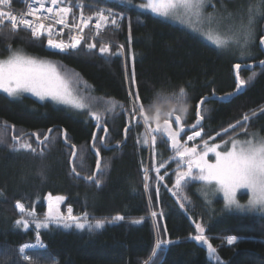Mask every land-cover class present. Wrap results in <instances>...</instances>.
<instances>
[{
	"label": "trees",
	"instance_id": "obj_1",
	"mask_svg": "<svg viewBox=\"0 0 264 264\" xmlns=\"http://www.w3.org/2000/svg\"><path fill=\"white\" fill-rule=\"evenodd\" d=\"M66 1L82 2L80 12L86 14L103 8L121 13L119 30L104 35L124 45L125 60L114 46H108L110 53L102 54V44L92 50L83 45L69 53L53 52L46 48L45 40L24 30L10 38L0 34V58L8 55L10 45L31 56L50 59L60 71L77 74L94 97L125 107L117 106L114 112H97L89 107L76 113L49 101L0 93V264H264V216L226 207L219 192L198 181L187 184L179 195L174 194L175 173L180 170L174 150L162 132L155 133V145L151 134L145 136L144 118L138 113L139 123L131 118L129 97L130 92L133 96L139 92L149 101L145 103L147 109L161 89L171 97L183 86L184 103L190 106L182 114L183 127L196 124L197 105L208 99L201 107L203 123L196 130L202 131V140L217 144L230 137L245 138L251 132L264 136V66L260 64L264 61V45L260 44L264 37V0H215L254 17L253 39L242 61L238 60L240 55L219 49L180 26L130 5L115 0ZM8 29L6 25L5 33ZM236 64L241 65L237 73L247 81L238 93ZM253 73L254 78L249 80ZM230 96L227 101L212 99ZM174 105V114L181 115L176 110L181 105L173 99L156 105L161 109L160 123L168 120L164 114ZM90 111L101 114L100 125ZM246 115L249 120L243 122ZM237 121L244 126L231 128ZM147 123L154 127L155 121ZM192 133L186 132L182 141ZM94 135H106V147H101L98 139L94 141ZM14 137L19 143H30L36 151H13ZM45 137L48 140L42 144ZM73 146L78 153L75 164L70 163ZM97 150L100 186L83 178L96 173ZM81 153L85 156L83 167L79 165ZM74 166L80 172L79 178L71 172ZM49 194L52 199L64 197L62 214L71 207L73 216L82 218L87 213L90 221L105 220L104 227L89 232L87 226L65 229L50 224L48 228L25 229L16 225L18 219H28L16 208L18 201L26 212L34 211L43 220ZM152 212L157 216L153 217ZM116 216L124 219L115 221ZM196 223L201 224L203 235L216 249L212 256L217 260L207 245L194 239L200 235ZM38 237L43 248L26 251L30 259L24 260L19 249ZM228 237L237 240L229 244Z\"/></svg>",
	"mask_w": 264,
	"mask_h": 264
},
{
	"label": "snow or ice",
	"instance_id": "obj_2",
	"mask_svg": "<svg viewBox=\"0 0 264 264\" xmlns=\"http://www.w3.org/2000/svg\"><path fill=\"white\" fill-rule=\"evenodd\" d=\"M40 7L33 8L29 13L30 15L36 16L38 21L47 20L50 17H39L36 14L43 9L47 13L52 14L51 18L55 19V23L66 25V19L68 15L72 12V7L65 6L59 8L53 7H44L43 0H37ZM130 4L131 0H127ZM9 0H0V5H7ZM52 5H57L58 0H51ZM205 4V0H147L146 3L141 4L139 7L143 9H150L152 12L157 13L160 16H177L179 14H194L197 16L202 15V8ZM79 7L80 5H74ZM251 12V8L249 9ZM114 13L111 10H108L106 15L103 11H97L96 24L95 28L97 30L101 29L106 23L110 24L114 28L119 27V21L115 18ZM110 17H112L110 19ZM6 18V19H5ZM92 17L81 20L83 27L79 28V31L83 33L84 28L88 26L89 21ZM122 19V17H121ZM10 23L11 27L5 33V27ZM252 17L249 16L248 24H241L239 30L234 33V43H240L241 38L243 43L241 47H246L250 41L253 39V32L251 29ZM23 26L25 29H30L33 37H39L42 32H47L49 39L47 44L52 49H58L60 52H65L68 50L77 49L78 45L81 43L82 36L73 35L70 38V42L57 41L51 38L53 34V29L51 25L45 27L43 22L34 23L32 20L25 18L17 19L16 15H13L11 12L0 11V34H7L9 38L11 35H14L20 28ZM76 26V25H74ZM218 47H226L227 41L222 39H216L214 41ZM260 44L264 45V37L261 38ZM89 50H92L96 47L95 44L87 45ZM99 51L102 54L110 53V49L107 44L100 47ZM243 55V53H242ZM261 66H264V61H260ZM235 67L239 70L241 68L240 64H236ZM255 76H250L248 79L252 80ZM71 76L68 73H62L57 65L45 61L42 59L35 58L33 56L26 55L22 50L12 49L9 45L8 55L6 58L0 59V91L6 93L9 97L20 98L24 93H31L33 96L39 97L43 100L45 97H50L52 100L64 103L71 104L76 108H84L85 104L81 100L77 99L73 95L72 89L69 87ZM247 83L246 80L242 79L237 73V84L236 88L239 91ZM132 84H136L135 73L132 76ZM186 93L184 87H180L179 94L169 97L164 89H161L159 93L155 95L154 101H152L153 106L155 107V115L152 119H149L148 111L145 108V103H148L147 98H142L140 93L137 92L135 96L133 93H129L131 98V108L132 112L130 113L132 120L139 123V118L136 115L138 113L139 117H143L146 129L145 136L151 134L152 144L155 145L157 142V136L155 133L162 132L163 135L171 142L172 149L175 150V155L179 157L177 161L178 167L180 170L175 173V183L173 188L175 189L176 195H179L183 188L190 182H204L205 185L210 186L215 189L217 192H222L223 197L227 206L238 205L237 203V192L242 189L248 190L251 194L249 200V206L253 209L264 210V137L258 136L256 133H249V138L240 140L236 138H231L229 141L224 142L223 150L221 149L220 144L209 145L208 141H203V150H198L196 146L188 147L186 143L181 144L182 134L186 132L183 127H180L181 121L184 113H187L189 110V105L184 103ZM173 99L176 101V104L180 106L181 115L175 116V124L178 126L176 130L173 129L172 125L169 124L168 120H165L161 124L158 120L160 114V107L156 106L161 100ZM220 100H224L225 97H220ZM204 101H201L203 104ZM139 105V107H137ZM119 106L120 109H124V105L111 101L108 107L105 109L106 112H114L116 107ZM197 108H200V104L197 105ZM264 113V109L261 110ZM175 112V105L173 109L169 111L168 115L172 116ZM255 115V113H253ZM93 118L96 120L97 125H100L102 121V116L100 113H94ZM156 119L157 122L154 127H152L147 121ZM203 117L200 112H197V122L193 127L201 126ZM249 117L246 115L243 117V122H247ZM243 122L237 121L236 125H230L231 128L235 129L237 126L243 127ZM130 130V127L126 131ZM246 130V129H245ZM51 131V130H50ZM105 134L108 132V128H103ZM227 132V129H225ZM217 135H220L219 133ZM201 136L200 131H194L192 135H187V141H192L195 137ZM99 140L101 147H106V135L105 136H93V140ZM48 137L44 138V141L41 143L47 142ZM147 139L145 143H147ZM230 143V147L228 144ZM95 146V145H94ZM13 151H19L21 149L29 150L35 152L36 150L32 147L30 143L24 142L19 143L18 138L14 137V143L11 146ZM209 153L215 155V161L210 162ZM78 156L75 147L73 146L72 159L70 163L75 164L76 158ZM97 162H96V173L83 177L89 182H94L97 186L102 184V180L97 178L101 170V161L99 159L100 151H96ZM85 161V156L81 153L79 154V165L83 167ZM183 162L181 164L180 162ZM186 165V168L183 167ZM103 167L106 169L108 164L105 163ZM164 164H160V168H163ZM195 170V171H194ZM148 169H145L147 173ZM159 172V168L156 169ZM72 173H75L77 178L80 177V172L77 171V167H72ZM43 175V173H41ZM148 177L145 175V180L147 181ZM159 179H163L160 177ZM145 189H148V184L145 183ZM172 191V189H169ZM49 200V211L46 213L43 220L38 219L35 216L34 211H27L25 206L19 201L16 203V208L19 209L21 213H25L28 217H32V220L28 219H18L15 223L18 226H23L25 229L29 227V223H35L37 228H48L50 224L69 229L75 227L76 229H87L89 232H92L95 229H101L104 227L106 221L103 219H96L90 221L88 219L87 213L84 214L82 218H78L72 215L71 207L68 208L67 216L61 214L56 207L60 202L64 200L63 196H57L55 202H53L51 194L47 197ZM186 199V198H185ZM184 204L181 203L180 207L184 208ZM153 217L157 216L156 212H152ZM124 217L116 216L114 217L115 221L123 220ZM83 220V222H81ZM139 223L140 221H135ZM196 230L200 235H196L194 239L196 241L202 242L207 245L210 252L215 253L216 249L208 243V240L203 235L204 228L200 223H196ZM39 238V237H38ZM235 240V237H230L228 243L232 244ZM167 243V242H162ZM38 245L25 244L19 249L20 253L23 254L24 260H29L30 256L26 253V249L37 247ZM42 247V245H39Z\"/></svg>",
	"mask_w": 264,
	"mask_h": 264
},
{
	"label": "rangeland",
	"instance_id": "obj_3",
	"mask_svg": "<svg viewBox=\"0 0 264 264\" xmlns=\"http://www.w3.org/2000/svg\"><path fill=\"white\" fill-rule=\"evenodd\" d=\"M115 1L130 5L132 7H135L139 11L150 13L156 17H159V18L167 21V22H170L172 24L180 26V27L190 31L191 33L197 35L198 37H200L201 39H203L207 43H209V44H211V45H213L219 49L226 50L228 52H232L233 54H238L241 57L238 59L239 61L246 59V58H244V54H246L250 50L249 49L250 43L246 47H243V48L241 47V44L243 43L242 38H241L240 43H234L233 42L234 33H236L237 30L240 29L241 24H244V25L248 24L249 14L242 11V9L241 10L240 9L239 10L238 9L230 10L229 8L226 7V5H224L222 3H217L215 0H205V4L203 5V8H202V15H200V16H197L194 14H179L177 16L165 17V16H160L157 13L152 12L150 9H143V8L139 7L141 4L146 3L147 0L139 1V2L137 0H131L130 4L127 2V0H115ZM72 3H74V2H72ZM79 3H80V5H83L82 2H79ZM99 10L108 12L109 9L103 8V9H99ZM111 12L116 14L115 17L120 18V20H121V17H122L121 13H117L116 11H113V10H111ZM246 21H247V24H246ZM254 23H255V21H254L253 15H252L251 29H252L253 35H254V31H253ZM218 38L227 41V46L226 47H218L216 45V43L214 42ZM19 50H22V49H19ZM22 51L26 55H29L24 50H22ZM242 53H243V55H242ZM29 56H31V55H29ZM33 57L38 58V59H42L45 61H49V62L56 65V63L50 59L39 58L36 56H33ZM0 59H3V58H0ZM61 72L65 73L64 70H62ZM68 74H70V76H71L69 87L72 89L73 95L76 96L77 99L81 100V102L85 104L84 108H76L71 104L60 103V102L52 100L50 97H45L43 100H41L39 97L33 96L31 93H24L22 96H30V97L38 100V101H49V102L54 103L55 105L65 107L68 110H70L72 112H76V113H81L82 111H88L89 107L93 108V109H97V112L99 109H106L108 107L110 101L104 100L102 98L94 97L91 94V89H90L89 85L85 81H83L81 78H79L77 76V74H75L74 72L68 73ZM126 75H127V72H126ZM0 93L7 95L6 93H4L2 91H0ZM93 114H94V112L90 111V115L93 116ZM173 115L176 116V114H173ZM168 122H169V124L172 125L174 130L177 129L178 126L175 124V118L168 119ZM161 124H163V122ZM180 127H182V125H180ZM198 131L201 132V136L195 137L192 141H187V138L183 141L181 139V144L184 145L186 143V145L188 147L196 146L198 148V150H203V141H205V140H202V131L201 130H198ZM251 133H256L258 136L264 137L259 132H251ZM192 134H190V135H192ZM247 138H249V135H247V137L242 138L240 140H244ZM208 143H209V145L213 144L210 142H208ZM217 144L221 145V149H218V150H223L224 142L217 143ZM230 146L231 145L229 143L228 147H230ZM173 152H174V157L177 160H179V157H177L175 155V151H173ZM209 158H210V162L215 161V155L214 154L209 153ZM181 164H183L182 161H181ZM183 167L186 168V165H183ZM198 182H200V181H198ZM200 183H203V187H206L208 189H212L213 191H216L215 189L211 188L210 186L205 185L204 182H200ZM219 194L222 196V198L224 200L223 193L219 192ZM250 196H251V194L248 192V190H246V189L239 190L237 192V196H236L237 203H238L239 207L237 205H232V206H227V207L230 209H233L235 211H239V212L241 211L244 213L259 214L261 216H264V210H260L258 208L253 209L249 206ZM52 200H53V202H55V199H52ZM62 203H63V201L60 202L58 205H56V207L58 208V210L61 214H62V212H61ZM224 203H225V200H224ZM225 205H226V203H225ZM18 211H19V209H18ZM48 211H49V200L47 201V207H46L45 215ZM19 213H21V212L19 211ZM67 214H68V208L66 209V212L63 215L67 216ZM28 219H29V217H28ZM31 220H32V217H30L29 221H31ZM31 226L36 227L35 223L30 222L29 227H31ZM228 239L229 238H227V240H226L227 242H228ZM236 240H237V238L235 237L234 242ZM28 244H33V245H38V246L26 249V251H30V250H34V249H38V248H43V244L41 243L40 238H37V240L35 242L28 243ZM39 245H42V247ZM210 254L212 256V254H214V253L210 252ZM212 258L214 260H217L213 256H212Z\"/></svg>",
	"mask_w": 264,
	"mask_h": 264
},
{
	"label": "built area",
	"instance_id": "obj_4",
	"mask_svg": "<svg viewBox=\"0 0 264 264\" xmlns=\"http://www.w3.org/2000/svg\"><path fill=\"white\" fill-rule=\"evenodd\" d=\"M43 3H44L45 8H48V7L59 8V7H65V6L72 7V12L68 15V17L66 19V25L55 23V19L51 18L52 14L47 13L43 9H41L36 15L39 17H45V16L50 17L47 20L38 21L36 19V16L30 15L29 13L33 10V8H39L40 7L37 0H9V3L7 5H0V11L11 12L13 15L17 16L18 20L22 17V18H25L28 20H32L34 23L43 22L45 24L46 28H47V26L51 25V27L53 29V34H52L51 38L54 40H57V41L62 40L64 42H70V38L73 35H79V36L83 37L81 39V43H80V45H78L77 49L68 50V51L61 52V53H69L72 51H77L83 45H88V44H95V45L96 44H102V45L107 44L108 46L116 47L124 59V57H125L124 45L121 42H116L114 40H111L106 35H104V33H106V32L107 33H114V32L119 30L120 23H121L120 18L115 17L119 21V27L118 28H114L110 24V22H108L104 26H102L101 29L97 30L95 28V24L97 22L95 13L97 11L92 13V14H84V13L78 12V9L76 8V6L66 2L65 0H58L57 5H52L51 0H43ZM103 12L106 15L108 14V12H106V11H103ZM88 17H92V19L89 21L88 26L84 28L83 33H81L79 31V28L83 27L81 20H82V18L87 19ZM111 18L112 17H110V19ZM8 25L11 27L10 23ZM74 25H76V26H74ZM19 30H25L31 34V30L25 29L22 25L20 26ZM35 38L45 39L46 40V46L49 50L54 51V52H60L58 49H52L48 46L47 41L49 39V36H48L46 31L42 32V34L39 37H35Z\"/></svg>",
	"mask_w": 264,
	"mask_h": 264
},
{
	"label": "water",
	"instance_id": "obj_5",
	"mask_svg": "<svg viewBox=\"0 0 264 264\" xmlns=\"http://www.w3.org/2000/svg\"><path fill=\"white\" fill-rule=\"evenodd\" d=\"M237 71H238V69L236 68V73H237ZM241 90H243V87L239 90V91H237L236 93H238V92H240ZM235 93V94H236ZM234 94V95H235ZM233 96V95H232ZM232 96H230V97H226L223 101H227V100H230V98L232 97ZM220 97H213L212 99H219ZM208 99L207 98H205V99H203V101L204 102H206ZM220 100V99H219ZM204 104V103H203ZM203 104H201V102H200V108L198 109V111L199 112H201V107L203 106ZM197 111V112H198ZM161 114V113H160ZM164 114V113H163ZM166 117H167V119H172V118H175V116L174 115H172V116H169L168 114H164ZM158 120H159V118H158ZM154 121H155V124H156V122H157V120L156 119H154ZM203 123V122H202ZM155 124H154V126H155ZM182 125V124H181ZM196 125V124H195ZM202 125V124H201ZM183 127V126H182ZM201 126H197V127H193V126H191V127H183L185 130H186V132H194V131H196L197 129H199ZM185 132V133H186ZM159 133V132H158ZM184 133V134H185ZM184 134H182V136L184 135ZM170 142V141H169ZM170 147H171V142H170ZM171 149H172V147H171ZM172 150H174V149H172Z\"/></svg>",
	"mask_w": 264,
	"mask_h": 264
},
{
	"label": "clouds",
	"instance_id": "obj_6",
	"mask_svg": "<svg viewBox=\"0 0 264 264\" xmlns=\"http://www.w3.org/2000/svg\"><path fill=\"white\" fill-rule=\"evenodd\" d=\"M176 110L177 111H180L179 108H177ZM147 111H148L149 119H152V117H153V106L152 105H149L148 108H147Z\"/></svg>",
	"mask_w": 264,
	"mask_h": 264
}]
</instances>
